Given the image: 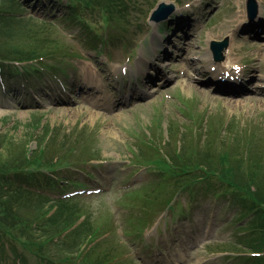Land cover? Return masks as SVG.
<instances>
[{
	"label": "rangeland",
	"instance_id": "obj_1",
	"mask_svg": "<svg viewBox=\"0 0 264 264\" xmlns=\"http://www.w3.org/2000/svg\"><path fill=\"white\" fill-rule=\"evenodd\" d=\"M134 1L139 10L133 8V11L139 14L130 13L134 18L129 20L130 28L127 29L130 30L123 35L118 34L123 30L118 22L114 25L103 21L91 23L89 14L83 12L77 14V19L66 18V0L20 1L27 3L21 9L27 16L41 19L40 23L53 22L57 30L53 37L62 42L66 54L71 57L51 60L49 66L53 67L54 74L32 73L27 81L20 74L0 70V140L4 145L1 152H7L10 147L40 150V144L45 148L52 135L57 136L53 148L62 149L61 154L68 155L67 162H72L47 169L60 171L57 179L64 182L63 187L57 189L55 183L53 185L39 172L44 168L31 165L27 171L37 173L32 184L35 181L40 186L39 182L45 184L50 192L57 189L52 195L75 193L85 188L101 191L68 200L75 202L79 209H85L80 211L90 218L76 240L95 231L97 226V234L109 235L106 240H99V244L97 241L90 245L88 250H84L88 244L83 243L79 254H66L69 258L81 257L77 264L84 256L87 257L84 264H95L94 260L108 254L110 263L103 264H263L264 244L257 250L260 252L247 249L249 243L264 236L258 228L263 225L262 220L258 217L254 220L252 213H248L251 202L230 191L226 184L211 179L197 183L195 191L181 189L173 180L157 174L154 167L149 166L152 162L139 165L135 161H139L141 153L148 157L149 152H146L154 146H166L171 153L182 147H189L197 154L202 149L207 156L206 150L214 145L218 154L236 152L237 159L241 157L243 161L251 156L248 162L254 164L253 170L259 169L257 164L264 166V98L256 93V86L241 97H233L206 90L196 79L201 68L206 71L211 65L215 68L242 65L246 70L256 71L260 75L257 81L264 83V33L261 32L262 37L249 38L253 40L250 43L228 35L247 16L248 5L255 7L257 4L258 7L264 0H180L182 4L193 3L191 7L194 8L173 16V19L185 16L191 21L182 29L177 23L185 20L155 22L150 19L152 11L160 4L175 10V0ZM203 16L204 25L198 22ZM36 23L35 20L30 24L21 22L17 29H33ZM85 23L92 30H99L95 35L103 42L107 39L99 45H105L110 57L93 51L96 42L83 28ZM193 33L195 36L183 47L184 56L178 58L174 53L169 61L171 66L166 70L173 77L171 84L162 88L163 82L150 83L151 89L145 86V90H150L148 97L125 108L103 109L93 102L107 97L103 103L118 105L120 100L108 99L115 90L111 84H106L107 80L113 86L125 83L120 93L121 96L123 92L128 93L130 80L133 82L136 75L145 76L140 74V70L145 69L140 60H153V49L160 37L164 47L167 45L178 51L182 39L186 41L188 34L192 36ZM228 37L231 43L222 51L223 60L214 61L210 43ZM135 84L130 85L135 87ZM86 85L94 87L86 90ZM63 89L67 91L64 95L61 94ZM80 89L86 93H81ZM262 175L264 180V168ZM134 192H138L140 198L155 195L154 198L148 196L153 205L144 209L140 200L133 198L132 205L126 206V200H130ZM45 201L48 206L35 208L36 214L58 203L53 197H46ZM166 201L173 205L171 212H167L168 218L160 221L159 229L150 232L149 226L142 227L143 223L137 220L145 219L146 224L149 219L153 221L159 215L155 211L160 208L162 212ZM53 213L50 211L48 216ZM71 239L76 242L75 238ZM64 240V237L54 239L55 247ZM50 242L48 245L54 246ZM3 245L11 254L6 241ZM53 251H48V255H54ZM35 253L34 250L32 255L28 254L27 264H44ZM16 264L22 262L18 260Z\"/></svg>",
	"mask_w": 264,
	"mask_h": 264
},
{
	"label": "trees",
	"instance_id": "obj_2",
	"mask_svg": "<svg viewBox=\"0 0 264 264\" xmlns=\"http://www.w3.org/2000/svg\"><path fill=\"white\" fill-rule=\"evenodd\" d=\"M20 1L1 0L0 2V62L3 65H11L14 62L23 63L22 66L27 75L42 68L53 70V67L49 66L51 60L59 57L66 59L71 57V54L67 55V49L64 50L62 42L53 37L54 33H57L53 22L44 20L40 23L41 19L29 15L28 17L27 13L21 10L27 3ZM66 1L68 11L64 14L66 18L77 19V14L83 12L90 14L91 23L103 21L105 23L109 22V25H114L118 22L122 25L121 28L124 32L128 31L127 27L130 28L131 21L129 20L134 18V16L131 17L130 13L139 14V12L133 11V8L139 10L134 0ZM31 20L37 22L33 29L25 27L23 30L17 29L18 23L28 22L30 24ZM83 28L89 33V38L94 41L96 38L94 35L99 30H92L88 23H85ZM55 137L57 138V136L52 135V140L48 142L45 148H42L43 144H40V150L35 151L31 147H25L21 150L8 147L7 152H1L4 145L0 140V264H16L18 260L22 264H27V256L34 250L44 264H77V259L79 260L81 257L69 258L66 254L69 252L79 254L83 243L89 244L104 235V233L102 235L97 234L96 230L99 232V226H97L95 231L91 230L89 234L83 236L80 240L79 238L76 240V235H80L82 228L89 224L90 218H88L86 212L80 211V209H85L82 207L79 209L75 202L58 201L53 206L56 209L55 211L51 207L52 209H48L44 213L36 214L35 208L47 204L46 197L25 188L27 187L25 183L29 180L27 177L29 171L26 168L31 165L38 168L52 167L53 163L64 165L72 162H67L68 155H62V149L57 151L53 148L56 142ZM217 139L220 140L221 138ZM214 148L213 145L211 149H207L208 155L206 156L202 149L197 154L189 147H182L180 151L174 149L175 152L171 153L166 146H160L159 148L154 146L150 149L151 151L146 152H149L148 157L146 154L141 153L142 155L138 156L139 161H135V163L147 165V163L152 162V165L149 164V166H153L157 174L161 177H168L173 180L175 186L188 191H191L190 188L195 191L194 186L205 179L226 184L230 191L238 193L251 202L248 213L254 212V220L257 217L262 220L263 225L258 228L264 235V180L262 175L264 166L257 164L259 169L253 170L254 164L248 162L252 158L251 156L243 161V159L240 160L241 157L237 159L236 152L221 151L218 154V149ZM212 151L213 154H211ZM164 185L162 184V186ZM251 187L255 190L251 191ZM130 196H128L130 200L125 202L126 205H132L133 200H140L144 209L151 204L148 196L150 198L155 197V195H148L145 198H140L138 192L131 193ZM50 211L54 213L48 216ZM83 218L84 221L73 230V227ZM137 221L143 223L142 227L146 224L145 219ZM63 233L65 236H62ZM52 236L54 239L64 237L66 240L55 247ZM71 238H75L76 242ZM4 241L10 246L11 254L6 251L3 245ZM49 241H51L50 244L54 245L53 248L48 245L47 242ZM263 244L264 236L261 240L249 243L247 249L257 251L262 248ZM52 249H54V255L50 256L47 252H51ZM85 249L86 247H84ZM86 258L84 256L80 264H84ZM110 260L111 256L108 254L101 256L97 261L94 260L93 263H110Z\"/></svg>",
	"mask_w": 264,
	"mask_h": 264
},
{
	"label": "water",
	"instance_id": "obj_3",
	"mask_svg": "<svg viewBox=\"0 0 264 264\" xmlns=\"http://www.w3.org/2000/svg\"><path fill=\"white\" fill-rule=\"evenodd\" d=\"M164 9H165V5L162 4V5L158 8V10H156V11L152 14L151 19L156 20V21L159 20V19H161L160 14H161V12H163ZM169 12H170V10L166 11V14H169Z\"/></svg>",
	"mask_w": 264,
	"mask_h": 264
},
{
	"label": "bare ground",
	"instance_id": "obj_4",
	"mask_svg": "<svg viewBox=\"0 0 264 264\" xmlns=\"http://www.w3.org/2000/svg\"><path fill=\"white\" fill-rule=\"evenodd\" d=\"M257 94H259L260 96H263L262 98H264V93L263 92L261 94L260 93H257Z\"/></svg>",
	"mask_w": 264,
	"mask_h": 264
}]
</instances>
